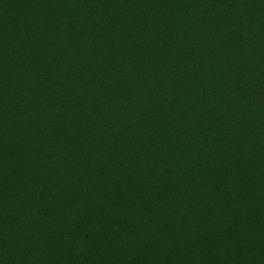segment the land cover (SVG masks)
I'll return each mask as SVG.
<instances>
[{"label": "trees", "instance_id": "16d2710c", "mask_svg": "<svg viewBox=\"0 0 264 264\" xmlns=\"http://www.w3.org/2000/svg\"><path fill=\"white\" fill-rule=\"evenodd\" d=\"M0 264H264V0H0Z\"/></svg>", "mask_w": 264, "mask_h": 264}]
</instances>
